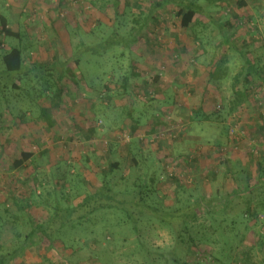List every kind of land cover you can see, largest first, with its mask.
<instances>
[{"label": "rangeland", "instance_id": "374dc122", "mask_svg": "<svg viewBox=\"0 0 264 264\" xmlns=\"http://www.w3.org/2000/svg\"><path fill=\"white\" fill-rule=\"evenodd\" d=\"M153 1L0 0V18L5 16L21 33H0V59L13 45L23 48L29 64L81 58L70 63L62 100L38 95L43 69L6 71L7 77L0 72V211L5 206L15 211L11 194L28 195L30 183L24 181L31 173L41 179L32 198L39 205L32 210L45 226L52 214L47 204L57 206L63 199L66 208L65 192H75L61 184L63 177L82 185L73 203L97 190L99 168L107 160L120 161L112 176L117 188L131 184L129 198H113V208H98L91 215L86 211L83 221L75 215L46 227L44 241L13 264H264V187L235 199L227 214L202 211L190 232L183 231L184 238L195 237L189 247L173 233L182 228L175 223L183 215L161 204L163 198L168 205L173 202L175 180L184 186L178 191L184 201L202 193L219 199L235 187L228 167L240 183L246 165L255 176L264 167V69L260 77L250 73L251 83L243 79L246 57L264 67V0H244L246 5L241 0H196L203 13L190 27L181 25L178 6L170 4L155 11L151 24L142 25ZM114 31V45L106 49L102 41ZM222 65L227 73L214 80V68ZM126 74L135 89L125 90ZM15 82L21 89L13 87ZM235 82L250 100L233 109L227 100ZM163 99L166 104L158 106L156 100ZM144 100L154 110L145 112ZM58 101L60 106L51 107ZM46 108L55 120L52 127L40 116ZM174 122L178 136L167 138L162 131ZM92 128L90 139L82 129ZM124 133L131 141L121 139ZM21 150L33 151L34 157L25 169H13L10 155ZM155 173L162 199L157 191H147L144 180L137 182L146 179L156 186L151 180ZM248 197L258 209L247 211ZM29 227L24 218L6 223L1 241L12 245L15 231Z\"/></svg>", "mask_w": 264, "mask_h": 264}, {"label": "trees", "instance_id": "16d2710c", "mask_svg": "<svg viewBox=\"0 0 264 264\" xmlns=\"http://www.w3.org/2000/svg\"><path fill=\"white\" fill-rule=\"evenodd\" d=\"M170 4L177 5L178 6V11L177 15L180 18L181 25L183 27H190L191 24L195 21V18L198 14H202V6L201 4L196 1V0H154L153 1V6L151 8V11L146 15V18L144 19L145 22L142 25H148L151 24L153 18V14L157 9H165L167 6ZM241 5H246V2L244 0H241ZM1 22V29L0 33L4 34L5 36H10V37H21V33L18 32L17 30H14L8 23L7 18L5 16H1L0 18ZM140 31V30H139ZM113 34H118L116 31L112 32L108 38L103 40V43H106L107 48H110L112 45H114V39H112ZM139 34L137 33L136 36ZM113 40V41H111ZM85 46V45H84ZM82 47V49L84 48ZM91 46H88L87 51L90 49ZM79 48V46L77 47ZM23 48L20 45H13L7 50H5L1 56V63H2V68L0 72H2V77H7L5 74L6 71L8 72H19L21 71V74L25 73L27 74L29 71L35 70V69H43L46 71V74L43 75V79L41 81V86L42 89L39 91L38 95L41 97H50V100H62L64 99V95H66V91L63 83V80L65 79V75L68 72H70V63L74 62L78 64L80 62V59L73 60L72 58H63L61 60H57L56 62L50 63V66L45 64L44 62H31L30 64L26 62L24 55H23ZM246 61L248 62L247 64H251L252 62L248 57H246ZM51 67V68H50ZM220 67V66H219ZM57 68V69H56ZM53 71V72H52ZM55 72V74H53ZM221 68L217 69V71L214 74V78H218L220 76ZM71 73V72H70ZM134 74V73H133ZM160 75V74H159ZM158 74L156 75L155 79H160V76ZM213 76V74H212ZM249 77V75H247ZM130 74H126L123 76V86L125 87V90L127 89H132L131 86V81H130ZM91 82V81H90ZM89 82V83H90ZM246 82L251 83L250 80H246ZM13 87L16 89H21L20 85L18 86L17 82L13 84ZM101 84L99 87H97L98 92L100 91ZM107 87V86H106ZM37 95V96H38ZM247 96V94L245 93ZM31 99L33 97L31 96ZM60 101H58L56 104L52 105L51 107L55 106L58 107L60 106L59 104ZM201 111H196L198 114ZM53 114L50 112L49 108L45 109V112H43L40 116L42 119H45L49 126H54L55 125V120L52 116ZM206 118L209 120V115H206ZM26 119V118H24ZM23 119V120H24ZM83 132L87 133L88 137L91 139L93 138V135L95 133L94 128L91 130H84L82 129ZM90 131V133H89ZM89 133V134H88ZM128 151L131 154L130 146H128ZM34 157V152L31 150H21L19 152L13 153L10 155V164L13 169H18L22 170L25 169L27 163L32 160ZM131 159L134 161V163H137L136 156L135 154H131ZM121 164L120 161H111L107 160L105 163H103L100 166V176L99 178V183L100 185L98 186L97 190L95 192H90L86 191L84 197L76 202L73 203L72 199L74 197L81 196V193L83 190H77V186L81 185V183L75 182L73 179H69L67 177H63L65 181L61 184L65 188H68L69 191L75 190L74 193L70 192H65L67 196H65V201H66V208L62 204V200H58L57 206L55 205H50L47 204V206L52 210V214L49 215L47 218L50 222L48 226H50L52 223H58L61 222L60 219L66 220H72V217L75 215H79V219L83 221V219L87 218L85 216H88L89 214H93V212L102 207H112L115 206V203H112L113 198H117L120 201H123L124 198H129V190L128 187L131 186V184L126 183V186L124 188H117L115 185V180L112 178L113 174L116 173V169H120ZM248 168L247 171L245 172V180H243V183H240L236 176H233V172H231V168L228 167L226 169V174L230 175V179L235 181L234 182V188H232L230 191H227L224 193V195L217 199L211 196H208L206 193L200 194L198 197H195L193 199L187 198V201H184L181 199L180 193L178 191L181 190V188H184L180 184L178 180H175V183L178 182L177 186L175 187V194H174V199L173 202L168 205L166 204L165 201H163V197L160 194L161 188L160 184L157 183L158 181V174L155 173L152 175L151 180L156 183L155 185H152L148 183L146 179H140L137 182L145 181V183L149 186H147V191H157V199H162V206L165 208H175L178 212L183 215L182 218H180L175 225H179L182 228L180 230H176L173 232L176 234L177 238L185 243L188 244L189 246H192L193 243H195V237L189 236L188 238H184V230L190 232V229L198 219H199V214L203 211H211L216 212V211H223L225 214L228 213V209L231 207L232 202L239 198L242 195L248 194H254L255 191L258 189H261L264 187V167L259 166L257 170V175H254L255 169H252L251 167L247 166ZM245 167V168H246ZM243 169V168H242ZM75 175V174H73ZM40 175L31 173L29 176L26 177V180L24 181L25 184L28 185V182L30 183V187L28 189V195L26 196H16L14 194H11L14 198V203H15V211H13L9 206H5L4 213L0 211V264H13L15 260H18L20 257L24 256L28 249L37 246L38 244H41L46 235H47V229L45 225L41 224V220H37L39 217L34 216L32 208L36 205H39V203H33L34 200L33 195L36 190V182H40ZM76 176V175H75ZM81 176V175H80ZM78 176V171H77V176L78 178H81ZM174 176V175H173ZM46 178V177H45ZM177 179L176 177H173ZM47 179V178H46ZM45 179V180H46ZM39 181V182H38ZM56 181V180H55ZM83 181L85 185L90 186L91 182H88L86 179L83 178ZM129 181V180H127ZM136 182V181H135ZM43 186H45L44 181L42 182ZM55 186L61 187L60 181L57 180L55 182ZM29 186V185H28ZM82 186V185H81ZM153 187V188H151ZM157 189H154V188ZM43 193V192H41ZM104 199V200H103ZM106 199H109L106 201ZM180 200L183 202V205H179ZM263 202H261V207L263 206ZM260 204V203H259ZM120 206V205H119ZM247 206V211L251 210L252 208H259V205L256 203V207L253 205V202L250 197H248V200L246 202ZM86 211L88 215L86 214ZM6 212V213H5ZM29 212H32L31 214ZM65 212H67L69 215H65ZM252 213L254 212L256 217L257 212L252 210ZM82 213V214H81ZM36 217V219H35ZM21 218H24L26 223L30 226L29 229L26 232H22V230L17 229L16 237H15V243L12 245H8L7 243H4L1 241V229L5 226L6 223L9 222H18ZM37 223L35 224V222ZM64 223V222H62ZM35 224V225H34ZM26 225V224H25ZM32 226V227H31ZM202 237V236H201Z\"/></svg>", "mask_w": 264, "mask_h": 264}, {"label": "crops", "instance_id": "0c3cea01", "mask_svg": "<svg viewBox=\"0 0 264 264\" xmlns=\"http://www.w3.org/2000/svg\"><path fill=\"white\" fill-rule=\"evenodd\" d=\"M180 39V38H179ZM245 63L247 64L248 62L247 61H245ZM245 64V65H246ZM227 66H224V65H222V66H220V68H221V72H220V76H221V78H222V74H226L227 72L226 71H228V68H226ZM246 71H247V73H246V75H245V77L243 78L244 80H247L248 79V76L247 75H250V73H253L255 76L256 75H258L259 77H260V73H261V69L263 68L264 69V67H259V66H257V65H254V64H247L246 66ZM217 71V67H215L214 68V71H213V78H214V74H215V72ZM220 76H218V78L220 77ZM224 77V76H223ZM216 78H214V80H215ZM221 79H219V81H220ZM262 81H261V83H263L264 84V76H263V78L261 79ZM237 81H238V79H237ZM243 81V80H242ZM243 84V83H242ZM255 84H256V82H255ZM241 84H239V83H236L235 82V84H233L232 85V88H231V92H232V94H231V97L229 98L230 100H227V101H229V104L231 105V108H241V106H243L244 104H248V100H250L249 99V96L247 95H245V93L247 94V92H245V90H243L242 89V87L240 86ZM131 86H132V89H135L137 86H136V84H134V82H131ZM264 87V86H263ZM224 99V98H223ZM263 100H264V96H263ZM156 104L159 106L160 104H162V105H165L166 104V102H167V100L166 99H163V100H156ZM176 104V103H175ZM175 104H174V106H175ZM129 106L131 107V111L133 110L134 111V109H135V102L134 101H130L129 102ZM141 106H142V109L145 111V112H147V111H149V109L150 110H154V107H155V105L154 106H152L150 103H148V101L146 102V100H144L142 103H141ZM241 110V109H240ZM150 116H152V113H151V115ZM152 119V118H151ZM131 122H133L134 124H136L137 125V121L136 120H134V118H133V116H131ZM256 122H258V121H256ZM256 127V126H255ZM260 127V126H259ZM260 128H264V126H262V127H260ZM254 129V128H253Z\"/></svg>", "mask_w": 264, "mask_h": 264}, {"label": "built area", "instance_id": "2783aa9c", "mask_svg": "<svg viewBox=\"0 0 264 264\" xmlns=\"http://www.w3.org/2000/svg\"><path fill=\"white\" fill-rule=\"evenodd\" d=\"M169 119H171L170 116L168 117V121L170 122ZM178 126L179 125L176 122L169 123V127L166 129H163L162 134L165 135L167 138H176L178 136V132H177ZM232 132L234 133V130H232ZM122 137L121 139H124L126 142L131 141V136L127 133H124Z\"/></svg>", "mask_w": 264, "mask_h": 264}]
</instances>
